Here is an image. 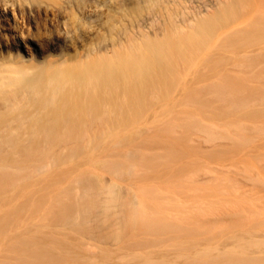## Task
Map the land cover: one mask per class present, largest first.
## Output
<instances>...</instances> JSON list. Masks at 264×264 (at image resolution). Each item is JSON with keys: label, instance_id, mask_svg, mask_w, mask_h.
I'll use <instances>...</instances> for the list:
<instances>
[{"label": "bare ground", "instance_id": "obj_1", "mask_svg": "<svg viewBox=\"0 0 264 264\" xmlns=\"http://www.w3.org/2000/svg\"><path fill=\"white\" fill-rule=\"evenodd\" d=\"M255 26L264 28V0H0V202H12L9 194L20 180L44 172L48 165L43 161L54 154V149L47 147L77 146L85 134L107 121L117 120L109 115L115 111L108 107L120 102V90L145 85L152 73L155 77L161 71L166 72L164 77L175 73L174 61L181 49L172 37L183 34L186 43L200 50L216 33L228 42L254 37L259 33ZM123 49L129 53H121ZM243 57L245 61L233 65L238 68L237 73L227 72L219 83L199 86L203 99L193 97L194 101H189V105L195 104L209 117L186 118L180 127L174 124L164 129L170 148L176 140L189 147L193 135L219 148L244 147V133L249 132L246 125L220 122L225 114L235 119H254L249 116L256 114L255 105H251L254 102L222 101L225 94L221 87L234 81L246 82L237 77L241 68L254 69L264 64V47L246 52ZM180 62L185 66L190 60L184 56ZM120 66L129 70L121 74ZM210 97L219 102H207L205 99ZM177 129L180 133L175 135ZM212 130L223 132L227 141L223 142L225 138ZM259 133L264 134V128ZM79 148L73 153H80ZM172 157L167 156L166 160L170 162ZM133 158H126L125 163L102 162V166L119 179L156 160L145 158L136 166L137 162L131 163ZM74 184L78 192H64L61 197L65 199L57 196L46 211L45 221L56 229L77 233L57 242L60 247H67L69 242L78 250L76 256L98 250L83 241L90 240L88 236L96 241H121L129 231L134 234L132 243L123 244L122 249L131 247L137 251L132 256L124 254L121 259L129 258L130 264L248 263L247 251L242 246L237 252L220 253L224 260L217 262L209 261L212 250L193 251L190 244L177 250L201 240L195 230L185 226L187 220H158L146 206L134 211L138 206L136 195L129 198L117 184L98 173L79 176ZM27 188L21 189V198ZM142 191L138 198L157 199L153 191ZM25 201L0 216V238L11 228L14 217L27 208ZM201 216L196 214L190 220L203 227L205 221ZM139 225L140 230H135ZM216 229L219 230L207 231L218 233ZM54 238L52 235L49 243L54 245ZM160 244L164 249L175 250L174 253L156 257L152 255L154 250L147 251ZM24 246L21 245L15 262L6 256L0 264H54L60 256L56 249H50L53 246H47L28 258L23 254ZM63 249L61 262L69 254ZM45 257L49 258L46 263L40 261ZM176 258L181 262L176 263Z\"/></svg>", "mask_w": 264, "mask_h": 264}, {"label": "rangeland", "instance_id": "obj_2", "mask_svg": "<svg viewBox=\"0 0 264 264\" xmlns=\"http://www.w3.org/2000/svg\"><path fill=\"white\" fill-rule=\"evenodd\" d=\"M238 23L235 22L236 26ZM256 31L259 33H255L254 37L232 42L216 33L200 50H194L190 43H186L183 34L172 37V42L181 49L180 55H176L178 60L176 58L174 61L175 73L166 74L165 77L162 75L166 73L164 71L159 74L161 77H155L152 73L145 85L120 90V102L108 107L115 111L109 115L117 120L112 123L107 121L96 131L85 134L79 145L47 147L54 149V154L43 161L48 165L44 172L20 180L9 194L10 205L6 200L0 202V216H4L12 207L20 206L25 199L24 205H28L20 215L14 217L11 228L3 232L0 238V261L7 256L12 263L15 262L21 245H26L23 254L28 258L42 252L47 246H53L49 248L60 253L54 264L67 261H71L70 264H130L129 258L123 261L121 257L124 254L132 256L137 250L131 247L122 249V246L132 243L133 232L128 231L121 241H96L88 236L90 240L87 238L83 241L98 247V250L76 256L79 252L69 242L67 247H60L57 242H63L60 240L62 237H75L77 233L69 229H56L45 221L52 201L57 196L65 199L61 196L64 192L70 194V190L72 194L77 193L78 186L74 180L93 172L112 180L129 198L136 195L134 200L138 206L134 211L146 206V210L154 212V218L158 220L170 223H175V219L187 220L184 221L185 226L188 224L189 228L195 230L201 240L189 242L177 250H184L189 244L193 251L212 250L214 254L209 256V259L212 257L209 261L217 262L224 260L220 253L237 252L242 246L247 251V264H264V134L259 133L264 128V64L254 69L241 68L236 76L241 80L246 79V82L234 81L220 88L225 94L223 102H254L251 105H255L256 114L249 116L254 119H235L225 114L220 121L222 124L233 121L246 125L249 132L244 133L247 138L244 147L219 148L193 135L191 142H188L189 147H185L183 141L176 140L170 148L165 141L167 135L163 132L174 124L180 127L186 118L208 116L195 104L189 105V101H194L193 97L203 99L199 86L219 83L218 80L227 72L238 70L233 65L245 61L243 56L246 52L249 54L264 47V28L257 27ZM120 52L129 53L128 49ZM184 56L190 60L185 66L180 62ZM118 68L121 74L129 70L124 66ZM205 100L213 105L219 102L211 97ZM113 125L117 128H109ZM212 131L217 132L221 139L225 138L223 132ZM179 133L180 129H177L175 135ZM146 136L152 138L143 139ZM226 141L225 138L223 142ZM78 147L82 151L73 153ZM132 155L135 158L131 163L137 162L136 166H140L145 158L156 160L146 164L145 168L132 169L131 174L119 179L102 166V162L113 160L125 163L126 158ZM170 155L173 157L168 162ZM25 187H28V192L21 198L18 194ZM142 190L153 191L157 199L144 201L138 198V192ZM196 214L202 215L205 226H197L190 220ZM139 227L134 229L140 230ZM212 228H218V233L207 231ZM52 235L56 239L54 245L49 243ZM161 247L160 244L153 249L147 248V251L154 250L152 255L156 257L161 254L169 257L175 251ZM63 248L69 254L61 262ZM48 259L45 257L40 261L45 260L43 263H46ZM179 262L181 259L176 258V263Z\"/></svg>", "mask_w": 264, "mask_h": 264}]
</instances>
